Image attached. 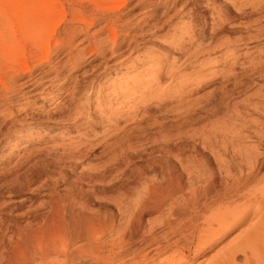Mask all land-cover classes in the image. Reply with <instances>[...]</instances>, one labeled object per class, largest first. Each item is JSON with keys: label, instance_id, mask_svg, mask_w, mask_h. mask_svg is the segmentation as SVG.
<instances>
[{"label": "rangeland", "instance_id": "1", "mask_svg": "<svg viewBox=\"0 0 264 264\" xmlns=\"http://www.w3.org/2000/svg\"><path fill=\"white\" fill-rule=\"evenodd\" d=\"M51 1L56 16L51 36L44 35L50 61L34 72L46 74L40 86L27 94L31 87L19 76L10 91L0 87L8 104L0 102V262L17 230L66 241L57 225L70 209L113 218L104 239L123 232L125 249L136 252L152 229L156 237L163 232L168 201L159 211L135 210L141 200H162V175L180 180L183 193L209 181L221 185L230 174L244 180L249 167L241 154L249 151L256 167L247 188L217 204L213 230L170 264H264V14H254L251 3L241 15L231 0ZM5 2L0 29L12 34L15 4ZM194 5L221 17L196 16ZM116 18L115 38L103 28ZM83 20L91 24L86 30ZM21 45L45 50L38 42ZM7 67L0 60V79L8 78ZM96 96H105L100 106ZM105 112L108 123L100 120ZM129 191L133 196H119ZM119 202L127 203L124 213Z\"/></svg>", "mask_w": 264, "mask_h": 264}, {"label": "bare ground", "instance_id": "2", "mask_svg": "<svg viewBox=\"0 0 264 264\" xmlns=\"http://www.w3.org/2000/svg\"><path fill=\"white\" fill-rule=\"evenodd\" d=\"M2 1L3 3L5 1H7L5 3H8L9 1V3L12 2L15 4L14 7L12 6V9L10 6L9 7L11 9V12H13V14L17 17L16 21L18 22V31L15 30V32L13 31L14 33L12 34L4 33L7 31L6 29H13V25H7V21L4 22L7 23L4 26V30L6 31L2 32L1 29L3 28L0 29V60L1 62H5L8 66L6 72L4 73L8 76V78L5 80L3 78L0 79V87L3 91L8 92L12 89L10 88V85L16 83V78L22 76L27 78L23 85L31 87L30 91H26V93L28 94L40 86V80H42L43 76L46 75L41 74L40 76L38 74L36 75L34 72H36V70L43 65L47 64L48 61H50L48 52L49 40L47 39V41L45 38H50L51 36V17L56 14L53 7V1L40 0L43 4L42 9L39 8V0H37L36 3H32V1L30 0ZM126 1L127 0H112V2H114V4H112L113 6H117V4L119 6H122L126 4ZM232 1H237L239 3L235 4L239 5V8H237L238 10H241L240 14L243 11L242 8L244 7L245 9V7H248V5L251 6V3L254 8V14H264V0H231V2ZM231 2L229 1V3ZM208 3L211 2L209 1ZM212 6L213 7L210 8L213 9L214 5ZM212 9L207 8V6L203 7L200 5H194L192 8V12L196 16H201V18L203 19L211 16V20H213L214 22V19L216 17L217 19L220 18L221 15L217 14V16H215L214 13L217 12H210L212 11ZM0 12L2 11L0 10ZM38 15L40 17H38ZM213 15L215 18L213 17ZM78 21V24L82 22L79 19ZM111 21V25L104 26V28H102L103 30H105L104 32L107 33L106 35L109 36L111 34V37L113 35V37L116 38L119 34L114 29H116V26L120 27V25L117 24L118 18L114 20L111 19ZM4 23L2 24L4 25ZM90 25L91 24L83 20V27L85 26L83 30H86L88 27H90ZM72 29H74V31H77L76 27ZM115 31L117 32V36L115 34ZM48 32L50 36L46 35L45 37L44 35ZM69 32L70 31H68V33ZM80 32L81 31H79L78 33ZM72 33L74 34L75 32ZM122 35L125 36V34ZM181 38L183 39L184 35H182ZM31 41L34 43L38 42V44H40V46L45 49H43L44 52H42L41 48V51H39V46L37 48V53L28 52L26 50L27 48L21 45L23 42L28 43ZM48 71L49 70H47L46 72L48 73ZM154 74L160 79L161 72L159 73V70L154 72ZM187 81L188 80H186V82ZM22 89H18L19 91H17L16 94H19L23 97L25 94L23 93ZM5 92L0 91V102H6L7 104V99L5 100L3 98V93ZM32 95L33 94H30L28 95V97ZM104 97L105 96H96L95 106H100L105 99ZM125 103H127V101ZM104 114L105 115H103L100 120H103L104 122V119H106L105 123H108L109 116L107 117L106 112ZM248 152L249 151H246L245 153L241 154L242 160L244 161V163H247L249 167L246 178H244V180L241 177L230 174V181H225V183H222L221 185H217L214 181H209L208 186L199 191H197L195 188H191L190 192L183 193V185L180 180L174 177L172 178L169 175V177L162 175L159 183L160 186L156 188V190H159V193L162 195V200L149 199L148 202L150 203L141 200L140 202H137L135 204V210L140 212H144L147 210L159 211L162 207L163 201H168L169 212L166 216L162 217L159 222V227L163 230V232L159 237H156L154 236V229H152L148 234V237L143 236L141 238V240L145 242L144 246L136 252L134 251L133 253H128L125 249L124 244L126 242V239L123 232H118L115 237L109 236L110 238L104 239L106 234H110L113 232V218H111L107 222L105 220L101 221L98 216L80 212L75 213L72 209H70L68 211V217L62 218V220L58 221L57 225L59 230L63 231V233L66 232V241H63L61 237L55 236V233L52 235H47L45 232L42 233L41 231L24 232L17 230V240L11 242L9 248L4 247L1 250L0 264H82L83 262H87L88 264H157L158 261L156 259L159 258L161 254L166 252H170L168 254V257H166L164 261L161 260L159 264H170L176 256L186 257V253L190 252L193 244H195L196 241H198L204 233L209 234V231L213 230L212 228H208L212 227V224L217 221L219 217L218 212L221 211L222 208L217 204L228 200L234 194L247 188V180L250 176L253 175L256 167L255 156L252 153ZM227 171L228 169L225 170V172ZM200 175L201 174H199L198 177H200ZM210 193L213 194L212 198L207 197ZM131 195L133 196L131 191H129L128 193L120 192L119 194V196H123L126 198H128L129 196L131 197ZM143 195L145 196V192ZM176 196L181 197V203L178 204V200L175 199ZM118 205L119 211L121 213H124L122 210L126 208L125 205H127V203L123 205L122 202H119ZM243 206L247 208L249 205ZM243 206H241L242 208L234 206V208L244 210L245 208H243ZM224 207L230 208L231 206L229 204L227 205L226 203ZM134 227L135 233L138 236L141 230L140 219H138L136 223L134 222ZM37 232L41 233V235L37 236Z\"/></svg>", "mask_w": 264, "mask_h": 264}]
</instances>
